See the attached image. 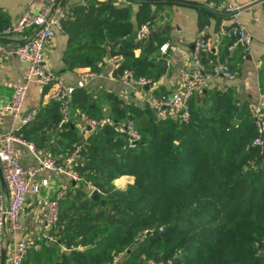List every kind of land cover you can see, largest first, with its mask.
Wrapping results in <instances>:
<instances>
[{
	"label": "trees",
	"instance_id": "trees-1",
	"mask_svg": "<svg viewBox=\"0 0 264 264\" xmlns=\"http://www.w3.org/2000/svg\"><path fill=\"white\" fill-rule=\"evenodd\" d=\"M150 2L139 0L137 28L153 19ZM62 24L68 68L99 71L106 55L121 54L118 73L124 67L151 77L165 71L164 58L148 56L156 37L134 39L130 5L77 3ZM200 58L206 62L203 51ZM194 92L186 121L156 117L148 107L125 106L109 94L107 117L132 119L141 137L128 145L126 131L114 122L89 132L73 166L81 181L59 198V217L50 228L58 242L31 247L22 264H264V147L253 143V118L234 124L238 113L230 94ZM58 104L50 99L39 105L15 133L38 149L65 155L78 138L70 122L57 126ZM72 105L102 116L82 86L73 89ZM52 136L62 147L50 145ZM121 175L133 180L116 186ZM88 184L100 189L97 199L87 193ZM120 251L124 255L113 263Z\"/></svg>",
	"mask_w": 264,
	"mask_h": 264
},
{
	"label": "crops",
	"instance_id": "crops-1",
	"mask_svg": "<svg viewBox=\"0 0 264 264\" xmlns=\"http://www.w3.org/2000/svg\"><path fill=\"white\" fill-rule=\"evenodd\" d=\"M89 0H58L61 5L70 10L77 3H86ZM115 4L130 5L131 21L133 23V36L137 29L135 13L139 0H113ZM223 0H151L153 19L151 20V34H155L156 47L148 53L149 57H162L168 59L166 68L158 77H151L152 83L143 88L132 86L119 78L115 64L109 61L106 55L99 72L101 75L87 80L82 87L87 89L91 107L101 111L102 116L110 117L111 104L109 94L115 95L123 105L148 107L145 98L157 97L164 92L176 90L180 84L179 70L181 67L192 68L193 41L197 36L199 27L207 24L206 48L203 51L205 61L210 64L215 57L223 58L230 68L237 72L233 79L222 76H213L195 86L194 94L206 91L230 94L235 104L237 116L232 119L237 124L242 118H253L257 112L264 113V0H240L243 4L241 21L251 33L252 40L249 48L237 44L229 48L232 38L225 31L230 25V15L221 9ZM42 0H0V135L12 126L19 127L22 123L13 121L12 117L2 109L10 99L12 86L15 81L22 79L25 64L14 53L15 45L23 40L28 31L6 34L3 29L16 19L25 9L36 12L41 8ZM3 20H2V16ZM7 23V25H5ZM68 35L65 29L56 30L44 48L45 60L55 70L57 75L66 83L75 88L79 75L83 70L91 69L89 66H75L68 68L63 58L67 46ZM141 40V39H138ZM144 41L150 40L149 36ZM167 42L168 51L163 54L159 45ZM140 52V47L134 48L135 55ZM112 55V54H111ZM48 87L37 82H31L23 103L22 114L36 112L39 105L50 101L47 94ZM81 109H74L68 122L77 138H86L90 130L83 124ZM1 143V137H0ZM56 144L58 148L62 143L51 137L50 145ZM64 143V142H63ZM15 150L22 164L27 165L35 161L26 144L15 142ZM45 153L63 156L57 150L41 148ZM63 154V155H62ZM48 176L47 185L41 188L38 194H29L23 206L20 221L23 231L7 230L0 264H9L12 246L22 233L36 240L40 233L46 229L44 215L46 200L59 190H65L72 183L80 182L81 178L73 179L68 174L44 171ZM130 175H121L115 179L123 184V178ZM124 181V182H123ZM91 184L87 185L90 188ZM116 185L117 182H116ZM99 191V190H98ZM10 187L4 181L0 172V200L7 203Z\"/></svg>",
	"mask_w": 264,
	"mask_h": 264
},
{
	"label": "built area",
	"instance_id": "built-area-1",
	"mask_svg": "<svg viewBox=\"0 0 264 264\" xmlns=\"http://www.w3.org/2000/svg\"><path fill=\"white\" fill-rule=\"evenodd\" d=\"M243 4L240 0H223L221 9L230 15V25L225 33L232 38L231 48L234 45L241 44L246 49L252 40L251 33L246 29L241 21V10ZM67 16L65 7L58 5V0H42L41 8L32 12L25 9L16 19L12 20L2 31L10 34L22 31L29 33L23 40L18 42L14 47V53L17 58L25 64L23 77L14 82L10 99L2 107L8 112L12 120L26 123L34 118L35 112L22 114L23 103L29 84L37 82L42 86L48 87V97L58 100V110L60 119L57 126L60 127L71 117L74 108L72 105V92L74 85L66 84L45 60L44 48L49 39L54 36L56 30L63 29L62 21ZM151 21L146 20L139 24L135 32L137 39H145L151 33ZM207 24L199 27L197 36L193 41L192 49V68L181 67L179 70L180 84L176 90L169 93H163L157 97H146L145 102L148 108L156 117H174L181 121L189 118L190 107L189 100L195 89V86L204 80L213 76H222L227 79L236 77L237 72L232 70L227 61L220 57H215L211 66L206 67L200 58L202 51L206 48ZM161 53L166 54L168 43L164 42L159 45ZM123 56L121 54H112L109 61L117 65ZM166 63L169 60L166 59ZM101 75L99 71L92 69L83 70L76 86H84L88 79ZM119 78L132 86L143 88L145 85L152 83V78L147 75H136L129 67H124L119 73ZM82 121L90 131L97 130L105 122H114L126 131L127 144H134L140 137L141 133L136 128L132 119L123 121H113L108 117H94L87 113L82 114ZM253 123L256 128V135L253 143L264 147V113L257 112L253 116ZM0 143V172L4 181L10 187V195L7 203L0 200V260L4 239L7 230L23 231V225L20 221V215L23 206L29 194H38L41 188L48 183V176L43 175L44 171H54L68 174L73 179L80 178L73 166L83 157V144L85 138L73 140L69 151L63 156H55L45 153L38 149L34 143L27 141L15 133V127L3 132ZM15 142H21L27 145L35 157V161L24 165L20 161L15 150ZM95 188L91 185L88 194L90 195ZM64 194V190L57 191L54 195L46 200V210L44 222L48 228H51L59 217L58 200ZM41 241L49 244L57 243V237L48 229L42 231L36 240L22 233L19 239L12 246V254L9 264H22L23 258L27 251L33 247L37 249ZM124 255L120 251L113 258V263L121 259ZM156 264H171L167 262H156Z\"/></svg>",
	"mask_w": 264,
	"mask_h": 264
},
{
	"label": "rangeland",
	"instance_id": "rangeland-1",
	"mask_svg": "<svg viewBox=\"0 0 264 264\" xmlns=\"http://www.w3.org/2000/svg\"><path fill=\"white\" fill-rule=\"evenodd\" d=\"M142 75H145V74H142ZM103 117H105V116H103ZM122 180H126L123 184H121L120 182H122V181H118L117 179H114L113 180V182H114V184L116 185V182H117V184L118 185H116V186H122V185H124L127 181H132L133 180V177H131V178H123ZM91 185H93V184H91ZM90 186V185H89ZM95 186V185H94ZM95 188L97 189V190H100L98 187H96L95 186ZM91 189V186H90V188H88L87 189V193L89 192V190ZM120 259H118L116 262H118ZM115 263V262H114ZM108 264H111V263H108ZM143 264H155V261H153V260H146Z\"/></svg>",
	"mask_w": 264,
	"mask_h": 264
},
{
	"label": "water",
	"instance_id": "water-1",
	"mask_svg": "<svg viewBox=\"0 0 264 264\" xmlns=\"http://www.w3.org/2000/svg\"><path fill=\"white\" fill-rule=\"evenodd\" d=\"M154 35H155V34H151V35H149V38L151 39ZM169 95H171V93H169ZM90 196H91L92 198L97 199V198L99 197V191H98L96 188H94V189L92 190ZM155 260L157 261V258H156Z\"/></svg>",
	"mask_w": 264,
	"mask_h": 264
}]
</instances>
